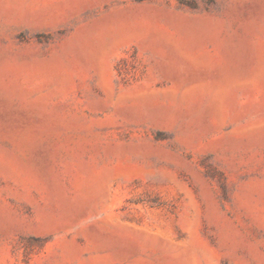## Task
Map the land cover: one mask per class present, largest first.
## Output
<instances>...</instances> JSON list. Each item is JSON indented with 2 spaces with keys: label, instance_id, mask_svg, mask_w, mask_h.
<instances>
[{
  "label": "rangeland",
  "instance_id": "obj_1",
  "mask_svg": "<svg viewBox=\"0 0 264 264\" xmlns=\"http://www.w3.org/2000/svg\"><path fill=\"white\" fill-rule=\"evenodd\" d=\"M0 264H264V0H0Z\"/></svg>",
  "mask_w": 264,
  "mask_h": 264
}]
</instances>
